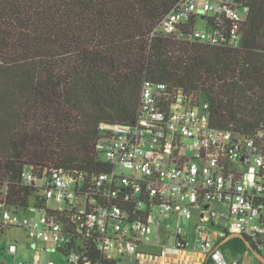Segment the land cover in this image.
Here are the masks:
<instances>
[{"label": "built area", "instance_id": "obj_1", "mask_svg": "<svg viewBox=\"0 0 264 264\" xmlns=\"http://www.w3.org/2000/svg\"><path fill=\"white\" fill-rule=\"evenodd\" d=\"M243 18L237 0H178L152 35L236 47ZM99 135L104 171L88 176L25 166L18 184L33 188L34 196L21 207L6 204L10 182L0 181V233L23 228L33 245L50 242L64 254L67 262L60 264H109L124 255L185 264L186 235L178 226L164 228L171 216L196 215L194 232L204 240L194 250L211 264L245 263L227 256L218 237L204 233L206 224L218 228L221 240L236 232L263 245L264 127L250 136L218 129L207 101L145 81L134 121L102 122ZM146 244L160 246L159 253L140 250ZM5 252L15 257L16 244Z\"/></svg>", "mask_w": 264, "mask_h": 264}, {"label": "trees", "instance_id": "obj_2", "mask_svg": "<svg viewBox=\"0 0 264 264\" xmlns=\"http://www.w3.org/2000/svg\"><path fill=\"white\" fill-rule=\"evenodd\" d=\"M177 1L0 0L6 204L32 200L33 188L18 184L25 166L106 170L99 125L133 122L145 81L207 101L218 129L250 136L264 127V0H237L244 18L236 47L152 35ZM229 241L246 249L238 237Z\"/></svg>", "mask_w": 264, "mask_h": 264}, {"label": "rangeland", "instance_id": "obj_3", "mask_svg": "<svg viewBox=\"0 0 264 264\" xmlns=\"http://www.w3.org/2000/svg\"><path fill=\"white\" fill-rule=\"evenodd\" d=\"M202 26V23L199 24ZM264 216V212H263ZM197 223L196 215L187 218L185 216H171L169 224H164V228L168 231H171L174 227H180L182 232L187 237L188 245L186 246L184 252L192 251L195 245L204 240V238H198L197 233L194 232V225ZM208 237L214 240L216 237L218 243L221 239L219 238L218 228L211 226L209 224L205 225V232ZM199 236V235H198ZM165 237V233H162V238ZM263 245L258 246V243L252 241L250 245L253 249L260 252L264 257V235L262 236ZM163 242H168L171 244V241L166 239L162 240ZM9 243H14L17 246V252L15 257L9 255L5 252L6 247ZM33 240L29 238L23 228L11 226L5 228L0 233V264H30L34 258H38L39 262L54 261L55 264L66 263V257L64 254L58 250H54V245L50 242L41 243L37 241V244L33 245ZM244 243V242H243ZM245 245V243H244ZM240 247L235 245V242L229 241L227 243L220 244V248L226 253L227 256L234 258H240L245 264H263L254 254L253 250L246 246ZM140 249L150 250L153 253H159L160 246L153 245H142ZM115 264H140L137 261L130 260L126 255L119 257Z\"/></svg>", "mask_w": 264, "mask_h": 264}, {"label": "crops", "instance_id": "obj_4", "mask_svg": "<svg viewBox=\"0 0 264 264\" xmlns=\"http://www.w3.org/2000/svg\"><path fill=\"white\" fill-rule=\"evenodd\" d=\"M140 250H143V249H140ZM126 256L129 257L130 260L137 261L140 264H154L153 263L154 261L148 260L144 256H139V255H126ZM186 256L188 258L186 259L185 264H204L205 262L204 256L194 249H192V251L190 250L186 252Z\"/></svg>", "mask_w": 264, "mask_h": 264}, {"label": "water", "instance_id": "obj_5", "mask_svg": "<svg viewBox=\"0 0 264 264\" xmlns=\"http://www.w3.org/2000/svg\"><path fill=\"white\" fill-rule=\"evenodd\" d=\"M233 237H238L240 238L246 246L250 247L254 254L256 255V257L262 262L264 263V257L260 254V252H258L257 250L253 249L252 246L250 245V242L241 234L239 233H236V232H231L229 234H227L220 242V244H223L225 243L227 240H229L230 238H233Z\"/></svg>", "mask_w": 264, "mask_h": 264}]
</instances>
